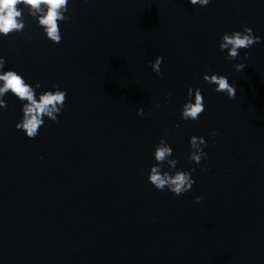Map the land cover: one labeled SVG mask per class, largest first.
Wrapping results in <instances>:
<instances>
[{"label": "water", "instance_id": "1", "mask_svg": "<svg viewBox=\"0 0 264 264\" xmlns=\"http://www.w3.org/2000/svg\"><path fill=\"white\" fill-rule=\"evenodd\" d=\"M19 7L24 29L0 36L3 71L66 100L28 139L15 128L23 104L3 97L0 264H264V0H68L59 44ZM245 26L261 42L225 60L222 35ZM189 88L203 97L196 121L180 119ZM191 137L205 140L200 164ZM161 139L169 174L195 181L179 197L147 182Z\"/></svg>", "mask_w": 264, "mask_h": 264}, {"label": "clouds", "instance_id": "2", "mask_svg": "<svg viewBox=\"0 0 264 264\" xmlns=\"http://www.w3.org/2000/svg\"><path fill=\"white\" fill-rule=\"evenodd\" d=\"M188 3L192 6L203 7L209 4V0H188ZM21 5L27 9L29 17L35 18L37 25L43 29V34L47 40L53 44L61 42L59 24L68 19L65 15L68 11V0H0V36L6 37L13 32H21L24 29L23 10L19 7ZM260 42V37L254 36L252 29L245 26L242 31L224 33L218 44V49L221 52L226 51L227 54L224 59L227 61H247L249 56L246 50ZM240 50H245L243 57L240 56ZM161 63L162 57L157 56L154 61L150 62L151 70L160 74ZM4 64L5 60L0 58V109L7 107L3 97L11 93L23 104L21 108L22 118L15 125L16 130L23 131L26 138L34 139L39 134V129L43 126L45 118L52 122L57 121V117L64 107L66 93L56 89L38 94L37 89L41 88L39 83L33 86L15 71H3ZM233 67L239 73L246 67V64L242 62ZM203 80L210 86L215 85L214 92L226 94L229 99L235 97L236 89L225 76L204 75ZM187 96L191 98V101L182 105L180 119L196 121L204 111L201 90L189 88ZM137 115L143 116V109H138ZM204 146L205 140L203 138L191 137L189 139V161L200 164L206 156L203 152ZM171 156L172 148L165 140L161 139L154 146L155 164L149 170L147 182L157 191L167 189L173 196L179 197L188 192L195 181L191 178V169L188 171L176 170L174 174H169L176 168L177 164L175 159H169ZM165 165L169 171L162 172V167ZM200 200V197H196L194 202L199 203Z\"/></svg>", "mask_w": 264, "mask_h": 264}]
</instances>
